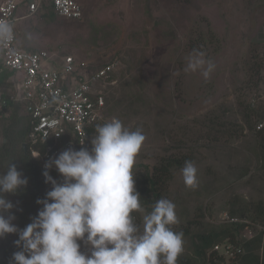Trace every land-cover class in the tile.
I'll list each match as a JSON object with an SVG mask.
<instances>
[{"label":"rangeland","instance_id":"1","mask_svg":"<svg viewBox=\"0 0 264 264\" xmlns=\"http://www.w3.org/2000/svg\"><path fill=\"white\" fill-rule=\"evenodd\" d=\"M41 5L38 14L14 24L17 40L35 39L45 45L33 50L71 55L90 72L118 63L97 86L105 101L99 125L118 118L142 130L146 139L133 175L143 176L145 167L169 155L194 162L198 186L184 185L181 167L161 197L176 206L173 230L183 232L181 255H193L197 236L229 229V212L244 225L234 232L237 243L263 235L254 210L264 209V140L253 124L264 118V0H80L79 21L57 18L48 0ZM193 49L214 62L208 79L184 71ZM17 117L21 129L22 110ZM9 123L0 119V146ZM11 202L18 228L19 210ZM152 205L143 207L148 212ZM132 215L142 226L143 213ZM17 239H0V264H10L20 250ZM222 245L217 264H231L235 256ZM81 251L88 247L82 244ZM255 253L264 256L263 243Z\"/></svg>","mask_w":264,"mask_h":264},{"label":"clouds","instance_id":"2","mask_svg":"<svg viewBox=\"0 0 264 264\" xmlns=\"http://www.w3.org/2000/svg\"><path fill=\"white\" fill-rule=\"evenodd\" d=\"M37 2L40 12L43 5L41 0ZM50 7L53 12L51 4ZM14 32L15 26L13 31L8 20L0 19V45L12 41ZM186 60L184 71L199 72L204 79L215 70L214 62L204 51L193 49ZM145 139L141 129L130 130L118 118H112L96 127L92 139L89 135L90 150L69 147L50 159L42 175L51 190L44 199L37 200L42 208L22 230L13 223L14 205L5 196L26 187L28 180L10 163L6 173L0 174V239L17 234L14 243L20 249L13 253L10 264H177L184 240L183 232L173 230L179 223L175 204L160 198L146 212L135 187L133 166ZM23 145L24 152L30 155L27 141ZM53 167L62 183L54 179L55 173H49ZM180 171L186 187L198 186L194 162L185 161ZM133 213H143L142 226L135 222ZM230 220L231 224L242 225L237 219ZM80 242L88 247V252L81 251ZM225 242L215 246L237 247ZM215 246L213 251L218 254Z\"/></svg>","mask_w":264,"mask_h":264},{"label":"built area","instance_id":"3","mask_svg":"<svg viewBox=\"0 0 264 264\" xmlns=\"http://www.w3.org/2000/svg\"><path fill=\"white\" fill-rule=\"evenodd\" d=\"M23 0H2L0 19L13 25L18 19L34 16L39 2L26 4L27 14L17 17ZM56 16L66 20L82 17L80 0H48ZM118 67L117 62L90 72L85 63H77L73 56L58 58L46 50L20 49L14 39L0 45V119L9 118L15 106H21L29 131L26 136L28 150L34 159L40 160V168L69 147L89 149L88 131L102 120L105 107L103 94L97 86L108 79ZM255 131L264 130V118L254 124ZM39 154V155H38ZM49 173L62 183V177L53 167ZM231 222H237L231 219ZM218 250V246H215ZM228 256L242 254L240 248L227 244Z\"/></svg>","mask_w":264,"mask_h":264},{"label":"trees","instance_id":"4","mask_svg":"<svg viewBox=\"0 0 264 264\" xmlns=\"http://www.w3.org/2000/svg\"><path fill=\"white\" fill-rule=\"evenodd\" d=\"M19 111H21V106H15L8 118L10 121L8 126H11V128L10 131L5 130L4 132V138L7 139L8 143H3L0 146V174L6 173L7 166L13 162L17 170L28 180L26 187L19 189L15 194H6L5 196L7 200L16 202L19 210L17 213L18 229L22 230L32 222V219L42 208V205L37 204V200L44 199L47 191L51 189H49V184L45 183L39 160L32 159L28 152H24L22 145L26 143L25 139L29 127L27 119L23 117L26 122H24V126L21 129H18L20 118L17 117V113ZM98 125L89 130L91 139L94 137L95 129ZM256 135L264 140V130L256 132ZM185 161H191V158H178L177 156L169 155L161 158L159 163L155 164L152 169L145 167L143 176L140 174L134 175L135 187L140 194L142 206L154 204L163 196L162 192L172 180L173 173L183 167ZM254 212L264 225V209L257 206ZM233 216H235L233 212H229V218H233ZM242 227L244 226L234 223L231 224L229 229L226 228L220 232L197 236L196 239H198L199 243L198 245L193 243V255H180L177 264H217L222 262V257L213 251V247L224 240L235 244L236 248H240L243 252L239 262L237 263V261L233 260L231 264H264V256L259 257L255 253L261 243H263L264 248V234L259 235L256 239L237 243L234 232ZM80 243L81 245L83 244V242ZM210 249L212 252H206Z\"/></svg>","mask_w":264,"mask_h":264},{"label":"crops","instance_id":"5","mask_svg":"<svg viewBox=\"0 0 264 264\" xmlns=\"http://www.w3.org/2000/svg\"><path fill=\"white\" fill-rule=\"evenodd\" d=\"M31 1H40V0H24L22 6L20 7V9H19L18 12H17V16H18V17H19V16L21 17L22 15L25 14V4H27V3L31 2ZM81 5H83V4H82V1H81ZM82 7H83V6H82ZM20 20H21V19H20ZM21 31H22V29H21ZM21 31H20V32H21ZM18 32H19V31H18ZM20 32H19V33H20ZM28 35H30V34H28ZM31 38H32V37H31ZM17 42H18L19 47H21V48H23V49H25V50H28V51H33L32 46L34 47V45H35L36 47H42V46L45 45V44H43V43H41V42H36L35 39H31V40H29L28 42H24V41L18 39ZM35 42H36V43H35Z\"/></svg>","mask_w":264,"mask_h":264},{"label":"water","instance_id":"6","mask_svg":"<svg viewBox=\"0 0 264 264\" xmlns=\"http://www.w3.org/2000/svg\"><path fill=\"white\" fill-rule=\"evenodd\" d=\"M23 149H25V145H23Z\"/></svg>","mask_w":264,"mask_h":264}]
</instances>
